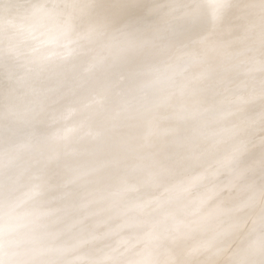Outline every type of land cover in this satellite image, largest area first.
<instances>
[{
    "label": "clouds",
    "instance_id": "1",
    "mask_svg": "<svg viewBox=\"0 0 264 264\" xmlns=\"http://www.w3.org/2000/svg\"><path fill=\"white\" fill-rule=\"evenodd\" d=\"M0 264H264V0H0Z\"/></svg>",
    "mask_w": 264,
    "mask_h": 264
}]
</instances>
